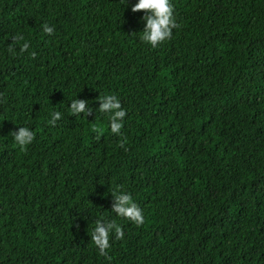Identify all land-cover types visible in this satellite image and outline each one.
Returning <instances> with one entry per match:
<instances>
[{"label":"trees","instance_id":"obj_1","mask_svg":"<svg viewBox=\"0 0 264 264\" xmlns=\"http://www.w3.org/2000/svg\"><path fill=\"white\" fill-rule=\"evenodd\" d=\"M172 3L153 48L123 0H0V264H264V0ZM105 94L119 136L68 110ZM16 126L35 133L23 149ZM118 187L142 225L112 211ZM97 219L124 232L107 257Z\"/></svg>","mask_w":264,"mask_h":264},{"label":"clouds","instance_id":"obj_2","mask_svg":"<svg viewBox=\"0 0 264 264\" xmlns=\"http://www.w3.org/2000/svg\"><path fill=\"white\" fill-rule=\"evenodd\" d=\"M123 5L129 6L133 13L142 11L144 14L141 17L143 21V30L141 39L144 43L155 48L171 38L173 29L178 27L176 17L174 15V6L172 0H135L130 3V0H123ZM53 27L44 25L43 31L47 34L53 32ZM23 37L16 35L11 37L12 43L7 47V53L10 56L17 55L15 44L19 43ZM29 49V43L24 42L20 47V52H25ZM35 56V53H31ZM99 107L92 109L90 102L85 99L75 98L68 105V110L75 116L83 113L89 116L93 111L108 116L109 129L114 135H121V129L124 123L126 111L122 108L120 99L114 94H105L97 99ZM61 112L54 111L51 118L47 121L48 124L55 126L56 122L61 119ZM35 137L34 131L28 126H19L11 131L5 138L13 141L18 148H25L30 145ZM115 203L112 206V211L116 213V217L126 219L137 226L144 223V214L139 205L134 201L130 192L118 187L112 193ZM92 229L91 241L96 246L101 256H108V250L111 248L113 240H119L123 237L124 232L122 227L116 220L97 219Z\"/></svg>","mask_w":264,"mask_h":264}]
</instances>
